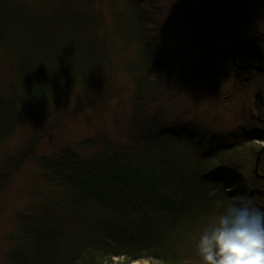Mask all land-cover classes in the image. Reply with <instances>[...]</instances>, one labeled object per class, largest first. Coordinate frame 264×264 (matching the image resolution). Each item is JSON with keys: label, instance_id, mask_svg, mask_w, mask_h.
<instances>
[{"label": "rangeland", "instance_id": "374dc122", "mask_svg": "<svg viewBox=\"0 0 264 264\" xmlns=\"http://www.w3.org/2000/svg\"><path fill=\"white\" fill-rule=\"evenodd\" d=\"M63 1L0 0V18L9 38L7 47H0V93L13 99L20 111L18 125L0 141V173L5 175L0 181V264H14L8 254L21 244L24 220L44 215L69 239L118 232L144 252L160 244L157 237H147L153 224L150 217H123L97 207L83 211L80 206L77 211L67 192L46 180L47 172L38 164V157L50 156L63 147L89 156L100 149L101 140L113 144L131 142L135 113L132 98L145 64L135 16L140 0H72L71 11L90 18L86 26L94 29L97 67L80 65L83 74L75 76L56 96L33 99L24 94L15 84L17 54L31 50L50 66L71 49L70 43L60 40L66 34L61 32L69 12ZM208 1L148 0L142 4L145 18L150 21L152 17L161 25L160 59L166 71V78L158 86L161 101L153 103L162 110H157V116L153 105L146 110L148 117L158 119L152 134L162 127L183 133L181 139L172 141L171 148L180 150L192 167L200 154L214 153L256 130L251 102L255 92H264V74L237 71L228 53L235 34L251 38L263 31L264 25L239 24L234 18L222 20L218 12L209 14V9L215 8L211 7L214 1ZM241 1L250 10L264 4V0ZM206 5L209 9L200 8ZM11 13L22 18L20 27L11 29ZM208 15L212 16L210 22L207 18L201 20V16ZM75 44L84 54L86 37L76 38ZM241 51L245 50L238 51L241 59L250 60L251 55ZM81 60L80 53L75 55L76 65ZM246 77L248 82L244 81ZM190 141L197 149L191 148ZM252 145L259 147L261 142L253 141ZM254 160L255 155L246 154L240 162L241 171L237 172L244 180L251 181ZM260 166L264 168V157ZM217 173L210 170L205 175ZM215 218L209 220V225ZM198 237L199 232L176 251L185 256L189 262L186 264H199L190 262L197 253ZM67 243L62 242L60 249L64 250ZM119 259L113 258V262ZM129 264L161 263L155 258H143Z\"/></svg>", "mask_w": 264, "mask_h": 264}, {"label": "trees", "instance_id": "16d2710c", "mask_svg": "<svg viewBox=\"0 0 264 264\" xmlns=\"http://www.w3.org/2000/svg\"><path fill=\"white\" fill-rule=\"evenodd\" d=\"M71 1H63L69 12L61 32L66 34H62L60 39L63 43H70L71 49L63 52L50 66L41 62L31 50L16 56L15 84L33 99L58 95L75 76L83 74V64L89 67L98 65L94 29L86 26L90 18L72 12ZM147 2L140 0L135 8L145 64L132 98L135 113L131 120V142L113 144L101 140L100 149L89 156L63 147L55 154L38 157V164L47 172L46 180L67 192L75 209L80 210L81 206L86 211L97 207L123 217L152 218L153 224L146 232L147 237H157L160 244L144 252L135 249L134 244L118 232L115 235L69 239L48 215H44L39 219L24 220L21 244L8 254L14 264H129L143 258H155L161 264H186L189 262L185 256L176 252L185 240L197 232L200 235L209 225V220L217 217L228 202L240 196H249L251 189L263 188L264 180L254 176L253 171L251 181L244 180L237 172L241 171L240 162L244 155H255L260 148L252 145L254 140L247 134L240 141L223 146L214 153L206 151L200 154L194 167L186 163L180 150L171 148L172 141L181 139L183 133H177L175 128L162 127L152 134L151 128L158 119L155 117L154 121L148 117L146 110L153 105L156 116L157 110H162L153 103L161 101L158 86L161 79L166 78V71L160 59L161 25L152 17L150 21L145 18L142 4ZM10 22L11 29L13 26L18 28L22 18L12 14ZM4 29L0 18V47H5L9 40ZM82 35L88 42L84 54L75 44L76 38L80 39ZM79 53L82 60L76 65L75 55ZM19 114L13 99L0 93V141L18 125ZM190 146L197 149L192 141ZM263 157L264 152L260 162ZM261 167L259 163V172L263 174L264 168ZM210 170H217L218 173L206 176ZM1 177L5 175L0 173V181ZM253 198L264 207L263 193L255 194ZM64 241L68 243L63 250L59 246ZM193 257L190 262L200 264L197 253ZM113 258L120 259L113 262Z\"/></svg>", "mask_w": 264, "mask_h": 264}, {"label": "clouds", "instance_id": "9594fccd", "mask_svg": "<svg viewBox=\"0 0 264 264\" xmlns=\"http://www.w3.org/2000/svg\"><path fill=\"white\" fill-rule=\"evenodd\" d=\"M200 264H264V208L249 196L228 202L201 231Z\"/></svg>", "mask_w": 264, "mask_h": 264}, {"label": "flooded vegetation", "instance_id": "af4514ba", "mask_svg": "<svg viewBox=\"0 0 264 264\" xmlns=\"http://www.w3.org/2000/svg\"><path fill=\"white\" fill-rule=\"evenodd\" d=\"M214 3L211 5V7L215 9H209V5H206L205 7H200V8H207L209 9V14H213L214 12H218L217 15L221 17L223 20H229L230 18H234L235 21H237L239 24H245V23H260L264 25V4L262 6H256L255 10L254 9H249L248 6L245 5L244 1L241 0H210L208 1L209 3L213 2ZM196 4V8H197ZM213 10V11H212ZM208 13V12H207ZM210 22L212 20V16L208 15L207 17H202L201 20L204 21V19ZM208 21L206 23H208ZM253 40L255 41V45L252 43H245L240 46H238L235 49V59L236 63L239 65L242 64H258L259 66L264 67V28L263 31L258 33L257 35L251 37V38H242L240 34H235V42L232 44V46L229 49V60L230 63L235 67L234 63H232V57H231V50L232 47L237 43L239 40ZM243 47H246L244 49ZM245 50L241 51L244 55L250 56V60L244 59L242 60L241 57L239 56L240 50ZM225 62L223 61V64ZM237 71H246L249 70L253 74H264V72L260 71H254L252 67H248L246 69H239L235 68ZM249 77L244 78V81L248 82ZM261 96H258V92H255L253 95V101L251 102V116L258 125L256 129H264V92H259ZM256 95V96H255ZM260 139H264V133L259 137Z\"/></svg>", "mask_w": 264, "mask_h": 264}, {"label": "water", "instance_id": "95a60500", "mask_svg": "<svg viewBox=\"0 0 264 264\" xmlns=\"http://www.w3.org/2000/svg\"><path fill=\"white\" fill-rule=\"evenodd\" d=\"M245 43H252V44H256L255 43V41H253V40H248V39H245V40H239V41H237V43L232 47V50H231V57H232V63H234V65L237 67V68H239V69H245V68H248V67H252L254 70H259V71H264V67H262V66H259L258 64L257 65H255V64H244V65H239L238 63H236V59H235V49L238 47V46H240V45H242V44H245ZM256 95H258V96H261V94L260 93H258V94H256ZM255 95V96H256ZM262 133H264V129H258V130H255V131H253L252 133H251V138L252 139H258L261 135H262ZM264 150V142L262 143V146H261V148H260V150L257 152V154H255L256 155V157H255V160H254V168H253V171H254V173H255V176H258V177H260V178H263L264 179V175H261V174H259V172H258V164H259V160H260V154H262V151ZM264 191V189L263 190H251L250 192H249V197H252L253 196V194L254 193H259V192H263Z\"/></svg>", "mask_w": 264, "mask_h": 264}]
</instances>
